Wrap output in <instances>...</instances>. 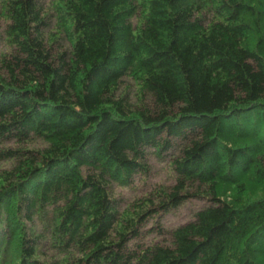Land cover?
I'll return each mask as SVG.
<instances>
[{"label": "trees", "instance_id": "trees-1", "mask_svg": "<svg viewBox=\"0 0 264 264\" xmlns=\"http://www.w3.org/2000/svg\"><path fill=\"white\" fill-rule=\"evenodd\" d=\"M0 264H264V0H0Z\"/></svg>", "mask_w": 264, "mask_h": 264}, {"label": "rangeland", "instance_id": "rangeland-1", "mask_svg": "<svg viewBox=\"0 0 264 264\" xmlns=\"http://www.w3.org/2000/svg\"><path fill=\"white\" fill-rule=\"evenodd\" d=\"M168 149V148H167ZM173 150V148L168 149ZM166 150V151H168ZM165 150L163 151L166 152ZM171 176L166 172L163 161L153 153L147 155V171L137 174L129 186L116 187L117 198L121 201V206L126 201H131L142 196L145 192L158 187L160 184L169 186ZM203 205V201L192 199L187 201L180 208L169 213L160 214L154 217L147 224V229L152 228L153 235L159 230H169L175 226L186 223L192 219L193 212Z\"/></svg>", "mask_w": 264, "mask_h": 264}]
</instances>
